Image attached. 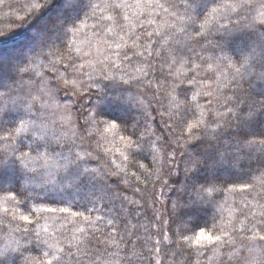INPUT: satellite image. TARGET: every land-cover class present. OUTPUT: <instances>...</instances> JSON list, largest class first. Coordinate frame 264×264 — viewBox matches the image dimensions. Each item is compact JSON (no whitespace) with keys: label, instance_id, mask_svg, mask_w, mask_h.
Listing matches in <instances>:
<instances>
[{"label":"trees","instance_id":"trees-1","mask_svg":"<svg viewBox=\"0 0 264 264\" xmlns=\"http://www.w3.org/2000/svg\"><path fill=\"white\" fill-rule=\"evenodd\" d=\"M105 3L121 7L92 8ZM213 8L219 23L198 35ZM262 14L264 0H0V249L18 247L16 264H264V241L248 239L264 235V156L242 141L264 131ZM253 47L252 73L228 67ZM61 75L84 82L83 100ZM196 120L218 131L197 139ZM205 185L219 191L202 200ZM221 226L231 243H185Z\"/></svg>","mask_w":264,"mask_h":264},{"label":"snow or ice","instance_id":"snow-or-ice-1","mask_svg":"<svg viewBox=\"0 0 264 264\" xmlns=\"http://www.w3.org/2000/svg\"><path fill=\"white\" fill-rule=\"evenodd\" d=\"M186 3L191 4L192 0H186ZM39 7H41V5L38 4V3L32 5L33 9H38ZM108 7H121V5H119V4L109 5L107 3H105L103 5V7H101L100 4H93L92 5V8L94 10L95 9H99L101 12H104V10L106 8H108ZM165 11H167V9H165ZM218 11H219V9H217V8H213L211 10V12L209 13L208 18L205 19L203 21V23H201L199 25L198 35H204L205 31L210 30L215 24L219 23V21L216 18V13ZM93 14H95V12ZM262 17H264V14H262ZM104 18L108 19V20H113L112 16H106ZM124 19L127 20L128 17L125 16ZM148 23H152V21L149 20ZM258 23L261 24V25H264V18H261L258 21ZM140 27H144V24L141 23ZM220 27H225L226 28L227 26L223 25V24H220ZM248 27H249L250 31H255L254 26L250 25ZM65 29L67 31H72L71 29H67L66 25H65ZM109 31L111 32V29H109ZM260 33H261V35H260L259 41L258 42H254V44L256 45V47H259V50H260V52H259V62H260L259 78L261 80H264V28L260 29ZM157 34H159V33H157ZM73 35H75L74 32H73ZM152 35H153V32H147V37L150 38V37H152ZM137 39H139V37H137ZM68 47H69V49H71V44H69ZM116 47L119 48L120 44L117 43ZM256 47H253L251 54L246 55V56H244L242 58L241 63H240V65L238 67L235 66V64H233L231 62V60H229L228 67L232 68L236 74H239L241 76H243L245 74L252 73L253 70L256 67V62H257V58H256V55H255ZM147 50L148 49L146 48L145 51H147ZM137 54L138 55H142V53H137ZM125 55L127 56L126 53H125ZM149 55H152V53L149 52ZM53 63L55 64V62H53ZM83 67H84L83 64H79L78 65L75 62H72L70 64H66L65 65V69L66 70L70 69L71 71H74V72H79L80 69L83 68ZM23 71L27 72L28 69L25 68V69H23ZM57 71H59V70H57ZM192 71H195V69H192ZM234 78L235 77H233V79ZM53 79L62 80L66 88H68L69 90H74L76 93H78L77 100H83V97L85 96L86 93H85V90L80 87V85L84 83L82 80L77 81L76 78L71 76V75H69L67 78H65L63 75H61V76H58V77H54ZM190 79H194V77H191ZM125 83H127V81H125ZM44 87L46 88L48 86L45 84ZM86 87L87 88H91L92 85H87ZM40 91L43 92L44 88H41ZM97 91H99V89H97ZM197 95H199V93H197ZM196 98H197L196 95H194L192 97V101L195 102ZM89 99H91V97H89ZM83 102L85 104H87L88 101L84 100ZM34 105H35V100H33V103L28 105L27 109H26L32 115L36 114V113L31 112V109L33 108ZM41 107H44V105H41ZM255 116H256L255 110H249L247 112V114H246V119H247V121H252ZM92 122L95 123V119L94 118H92ZM237 123H240V121L238 120ZM247 126L250 127V125H247ZM202 127H203V131L202 132L197 133V132L194 131V130L201 129ZM112 128H115V125H112L110 128L105 129V130L109 131ZM187 128H188V131L190 133H192L194 136H196L197 139H199L201 137H207L209 135V133H215V132L218 131L217 128L205 126L203 120H196L194 123L188 124ZM20 131H21L20 129L17 130L16 136L20 135ZM249 135H259L261 137V139L259 141V147H257V142L256 141L249 140ZM36 138L37 139H42L43 137L42 136H37ZM121 139H123V137H121ZM242 141H243V143H244V145H245V147L247 149H249L250 151H259L261 153V155L264 156V131H261L259 133L245 131L244 134H243V137H242ZM127 147H129V148L131 147V141H129V143L127 144ZM16 151H17L16 149H13V152H16ZM77 158L78 159H83L82 157H79L78 154H77ZM128 159H129L128 155H124V160H128ZM15 160L20 162V167L21 168H23L25 170L34 171V169H29V163H31L32 161H31V158L28 157L26 153H23L21 155H16L15 156ZM3 163H4V161L0 160V165H2ZM191 165L192 166L187 169V171L189 173L196 171L201 166V161H199L198 159H193L191 161ZM261 166L264 167V161H262V165ZM140 167H143V165H140ZM124 171H125L124 168L119 167V172H124ZM133 175H135V173H133ZM0 179H2V177H0ZM261 181L264 182V177H261ZM124 183L127 185L128 181L124 180ZM204 188H205V191L201 195V199L202 200L206 199L208 197H211L212 192L219 191V189L215 188L214 186L212 187L211 190L208 189L207 185H205ZM0 190H2V188H0ZM246 190L247 189H244V188L240 189V191H246ZM10 199L14 200L15 197L13 196ZM4 211L6 213L8 211V209L5 208ZM33 211H41V210L35 209ZM42 211L52 212V211H54V209L47 208V209H43ZM60 211H66V210L65 209H60ZM262 214H264V213H262ZM78 215H81V214H78ZM20 219L23 220L26 224H32L33 223V221L29 218L28 215L21 216ZM85 221L88 222L87 217H85ZM254 227H255V225H253V228ZM25 231H28V230L25 229ZM78 231L83 232L84 229L83 228H79ZM224 231H225V229H224L223 226H221V228L219 229V232L221 234H216V233H214L212 231H207L206 232L204 230H201V231H199L198 235H195L194 238L193 237H185V243L189 244L190 246L194 244L198 249L199 248H203L206 245H223L226 242L227 243H231L232 241H230V240L226 241L224 236L222 235ZM249 231H252V229H249ZM36 235L39 236V232L38 231L36 232ZM248 239L251 240V241H255L257 239H259L260 241H264V235H260L259 233L253 232V234L250 237H248ZM71 248H72V245L69 244V253L72 256H75L74 253H71ZM262 250H264V248H262ZM56 251L57 252H63L64 249L58 248V249H56ZM18 252H20L19 248L18 247L14 248L11 245L6 246L4 249H0V264H16L15 259L12 258V254L18 253ZM20 255H23V253L20 252ZM44 255L48 256L49 253L45 252ZM52 255H53V258L58 260V261L61 259V257L58 256V255H55V254H52ZM48 264H51V260L48 261ZM76 264H80L78 258L76 259Z\"/></svg>","mask_w":264,"mask_h":264},{"label":"rangeland","instance_id":"rangeland-1","mask_svg":"<svg viewBox=\"0 0 264 264\" xmlns=\"http://www.w3.org/2000/svg\"><path fill=\"white\" fill-rule=\"evenodd\" d=\"M159 264H166L165 259L161 257H158Z\"/></svg>","mask_w":264,"mask_h":264}]
</instances>
